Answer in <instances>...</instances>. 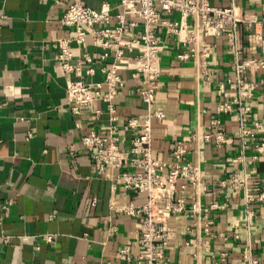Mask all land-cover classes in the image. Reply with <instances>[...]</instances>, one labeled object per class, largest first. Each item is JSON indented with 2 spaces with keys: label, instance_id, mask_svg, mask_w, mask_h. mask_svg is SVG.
Returning <instances> with one entry per match:
<instances>
[{
  "label": "crops",
  "instance_id": "1",
  "mask_svg": "<svg viewBox=\"0 0 264 264\" xmlns=\"http://www.w3.org/2000/svg\"><path fill=\"white\" fill-rule=\"evenodd\" d=\"M73 1L97 10L108 3L114 24L122 12L120 0H0V264H125L119 250L129 248L131 258L137 253L138 219L123 208L144 203L145 195L123 188L117 179L120 166L98 173L81 143L83 133L107 130V103L95 101L98 114L80 115L67 103L68 78L103 83L115 55L114 47L97 46L92 36L79 46L71 40V29L59 18ZM206 1L218 7L233 1L245 16L238 27V52L224 38L201 32L212 47L203 67L199 57L177 58L190 44L156 29L166 46L157 66L154 108L164 117L152 120V154L171 165V150L183 142L186 160L199 167L202 182L199 189L187 187L186 211L169 219L175 232L164 262L247 264L248 256L264 264V198L255 196L264 193V0ZM128 20L135 25L124 39L142 30L138 18ZM61 40L73 52L70 63L81 60L80 70L69 75L57 64ZM103 53L107 57H100ZM122 54L134 62L137 52ZM247 59L262 65L238 67ZM117 73L122 85L111 103L121 125L146 111L138 92L141 77L134 78L133 69ZM238 80L257 86L249 92ZM235 101L250 107L249 133L241 131L235 111L217 112L223 102L237 108ZM206 131H220L226 141L201 139ZM120 137L127 144L130 134ZM233 175L246 179L250 200L243 188L229 183Z\"/></svg>",
  "mask_w": 264,
  "mask_h": 264
},
{
  "label": "built area",
  "instance_id": "2",
  "mask_svg": "<svg viewBox=\"0 0 264 264\" xmlns=\"http://www.w3.org/2000/svg\"><path fill=\"white\" fill-rule=\"evenodd\" d=\"M122 12L116 16L115 24L111 21L110 6L103 2L100 9L86 6L79 1L67 4L62 12L59 23L67 26L73 33V40L78 46L84 45L86 38L92 36L97 46L104 48L114 47L115 55L112 67L106 72L105 81L95 85L82 79H69L65 87L67 103L74 115H80L86 110L99 111L94 108L95 101L102 100L107 103L111 113L106 131H87L81 136V143L91 153L98 173L109 165L122 167L117 179L127 191L144 194L146 199L140 205H128L124 212L138 219L137 253L131 258L129 248L119 250L125 264H165L170 239L174 237V228L168 222L170 217L186 211L184 193L189 185L202 186L200 169L197 165L186 160L184 144L178 141L170 152L172 164L152 154V120H162L164 111L155 109L157 81L159 77L158 64L162 57L165 43L156 33L157 28L166 34H176L183 43L190 44L188 51L179 53V60H188L192 57L201 59L203 67L212 53V47L201 32H206L217 38H224L230 48L238 52V27L245 21L236 4L231 1L228 6L218 7L209 4L206 0H120ZM177 13L178 19H165L164 13ZM136 17L140 20L142 30L124 39L128 27L135 22L128 20ZM110 26L113 28L111 29ZM97 27V28H96ZM190 29V34L186 31ZM57 64L69 75L80 70V59L76 65L70 63L73 52L67 40L59 42ZM136 51L134 62L132 58L124 57L123 50ZM82 57L90 61L88 53ZM100 57H107L103 53ZM251 64L261 66L255 59H247L238 67L244 68ZM133 69V77H141L143 86L138 90L142 102L145 104V115L142 118L130 117L121 125L117 124V116L111 103L117 88L122 85V79L117 69ZM93 69H89L92 71ZM240 86L251 92L257 82L238 80ZM102 85H106L102 91ZM237 108L230 102H223L217 108L218 113L234 112L238 125L243 133L250 131L245 128V121L249 106H242L239 101ZM218 123V120L213 121ZM211 131V130H208ZM206 131L201 139L209 140L211 137L217 145L226 141L223 134ZM128 132L130 138L127 144L120 134ZM260 146L258 149H261ZM229 183L236 189L243 188L247 200L251 196L247 193V181L244 177L233 175ZM179 185V186H178ZM181 191L182 195L177 196ZM264 198L261 192L255 195ZM195 210V205L192 207ZM206 224L205 231H208ZM51 241L52 236L46 238ZM247 264H256L251 257L246 256Z\"/></svg>",
  "mask_w": 264,
  "mask_h": 264
}]
</instances>
